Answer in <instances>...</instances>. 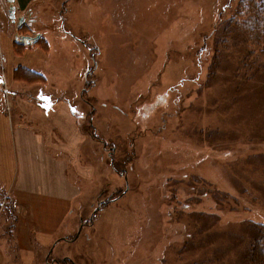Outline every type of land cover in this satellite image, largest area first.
<instances>
[{"label": "rangeland", "instance_id": "rangeland-1", "mask_svg": "<svg viewBox=\"0 0 264 264\" xmlns=\"http://www.w3.org/2000/svg\"><path fill=\"white\" fill-rule=\"evenodd\" d=\"M238 2H40L51 54L45 70L37 63L47 84L35 97L69 99L86 143L65 160L70 201L32 213L20 192L17 240L15 208L0 199V264H254L264 233V26ZM9 91L0 84L10 113ZM57 168L47 170L52 182Z\"/></svg>", "mask_w": 264, "mask_h": 264}, {"label": "crops", "instance_id": "crops-1", "mask_svg": "<svg viewBox=\"0 0 264 264\" xmlns=\"http://www.w3.org/2000/svg\"><path fill=\"white\" fill-rule=\"evenodd\" d=\"M41 1L14 0L16 14L13 15L9 0H0V63L2 62L3 69L0 84L4 91L5 87L7 90L11 89L9 93L12 94L7 102L11 105L10 113L4 104L6 98H2L3 106L0 107V199L7 193L9 204L15 208L16 240L19 235L20 192L30 196L32 202L29 210L32 213L40 207V203H50L54 205V210L61 207L50 199L55 198L57 202L70 201L76 194V186L67 173L65 160L71 155L78 158L80 149L86 143L81 117L74 111V105L69 99L61 96L53 99L51 94L43 101L35 97L37 88L47 84L46 76L39 72L41 70H35L39 65L37 63H43L40 66L45 70L44 66L51 54V46L47 40L51 17L44 14ZM24 35L30 37H23ZM36 35L40 36V41L42 39L44 44L38 42ZM17 36L22 38V42H18L21 47L19 50L15 46ZM62 37L71 45H78L79 40L73 32L66 30ZM56 55L65 62V57L58 53ZM36 73L42 74L41 80L34 79L38 77ZM74 157H71L72 160ZM53 164L58 167V175L52 182L47 170H51ZM28 172V176L31 175L34 179L27 189L24 186L26 177L23 180L22 177ZM12 179H16V189L7 185L11 184ZM47 214L50 216L52 213L45 215Z\"/></svg>", "mask_w": 264, "mask_h": 264}, {"label": "trees", "instance_id": "trees-1", "mask_svg": "<svg viewBox=\"0 0 264 264\" xmlns=\"http://www.w3.org/2000/svg\"><path fill=\"white\" fill-rule=\"evenodd\" d=\"M247 1V2H246ZM237 11L246 10L247 13L250 14L249 18L254 23L260 24V26H264V0H244L243 2L240 0L238 2ZM237 12H235L236 15ZM239 13V12H238ZM40 41V40H39ZM42 42V39L40 43ZM19 46L16 42V47ZM37 78L42 79V74L36 73ZM261 228H264L262 226ZM259 247L262 248V251L259 250ZM264 233L263 231L259 230L258 234L256 235L253 247L251 249V260L254 264H264ZM252 263V262H251Z\"/></svg>", "mask_w": 264, "mask_h": 264}, {"label": "built area", "instance_id": "built-area-1", "mask_svg": "<svg viewBox=\"0 0 264 264\" xmlns=\"http://www.w3.org/2000/svg\"><path fill=\"white\" fill-rule=\"evenodd\" d=\"M9 2L11 4V11L15 10V6H14L13 0H9ZM17 40H21L20 36L19 37L17 36ZM4 198H5V200H4L5 201L4 204H5V203L8 202L9 196H4Z\"/></svg>", "mask_w": 264, "mask_h": 264}, {"label": "bare ground", "instance_id": "bare-ground-1", "mask_svg": "<svg viewBox=\"0 0 264 264\" xmlns=\"http://www.w3.org/2000/svg\"><path fill=\"white\" fill-rule=\"evenodd\" d=\"M139 7H140V5H139ZM144 14H145V13H143V15H144ZM149 16H150V15H149ZM143 18H144V19H143L144 22L147 21V20L149 19L148 15H147V16L145 15ZM162 23H164V22H162Z\"/></svg>", "mask_w": 264, "mask_h": 264}, {"label": "flooded vegetation", "instance_id": "flooded-vegetation-1", "mask_svg": "<svg viewBox=\"0 0 264 264\" xmlns=\"http://www.w3.org/2000/svg\"><path fill=\"white\" fill-rule=\"evenodd\" d=\"M62 13H63V11H62Z\"/></svg>", "mask_w": 264, "mask_h": 264}]
</instances>
